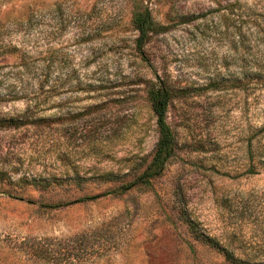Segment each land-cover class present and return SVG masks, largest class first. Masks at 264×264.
<instances>
[{
  "label": "rangeland",
  "instance_id": "1",
  "mask_svg": "<svg viewBox=\"0 0 264 264\" xmlns=\"http://www.w3.org/2000/svg\"><path fill=\"white\" fill-rule=\"evenodd\" d=\"M144 10L159 30L138 49ZM158 81L176 156L108 194L150 158ZM249 144L264 148V0H0V264H231L211 239L264 264Z\"/></svg>",
  "mask_w": 264,
  "mask_h": 264
},
{
  "label": "trees",
  "instance_id": "2",
  "mask_svg": "<svg viewBox=\"0 0 264 264\" xmlns=\"http://www.w3.org/2000/svg\"><path fill=\"white\" fill-rule=\"evenodd\" d=\"M131 24L137 32V38L135 40L138 49L146 45L153 34H156L159 30L156 23L151 18L148 11H135L131 16ZM211 85H216L214 82ZM241 87V81L231 80V75L227 72V91L232 89H238ZM217 90V86L213 89ZM175 93L170 90L166 85L158 81L157 83H151L147 89V98L150 103L151 110L155 116V124L157 128L158 138L151 152L149 160L146 162L142 160L139 166H144L142 171L128 182L118 184L113 190L107 192L108 194H125L132 190L136 186L149 185L153 179L162 175L165 170L166 164L176 156L177 143L175 136L167 123V111ZM252 145L247 147V154L249 161H254L255 166H259L264 170V148H255L254 152ZM257 156V158H255ZM250 165L248 172L253 174L255 167ZM2 180V179H1ZM109 183L115 181L113 176H108L105 179ZM107 193H104L106 195ZM88 199V198H86ZM211 243V247L219 250L225 254V259L231 264H261L252 258H239L235 256L234 252L227 248V250L220 248L214 239L208 240Z\"/></svg>",
  "mask_w": 264,
  "mask_h": 264
}]
</instances>
